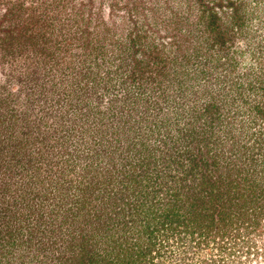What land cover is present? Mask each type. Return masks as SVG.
<instances>
[{
	"label": "trees",
	"instance_id": "1",
	"mask_svg": "<svg viewBox=\"0 0 264 264\" xmlns=\"http://www.w3.org/2000/svg\"><path fill=\"white\" fill-rule=\"evenodd\" d=\"M177 4L167 20L144 0H0V251L21 246L0 264H225L203 252L261 225L264 34L245 0H195L173 25ZM168 96L191 112L159 122Z\"/></svg>",
	"mask_w": 264,
	"mask_h": 264
},
{
	"label": "rangeland",
	"instance_id": "2",
	"mask_svg": "<svg viewBox=\"0 0 264 264\" xmlns=\"http://www.w3.org/2000/svg\"><path fill=\"white\" fill-rule=\"evenodd\" d=\"M168 1L170 3H169L168 6H166ZM194 1L195 0H144V2L146 4H148V5H159V4L161 5L162 4L161 10L164 8V10L166 11L165 12V16H163L164 15L163 14L164 13L163 11L160 12L161 10L158 9V12H159V14L161 16L165 17L167 20H171V17H172V19H174L173 18L174 13L172 11H176L177 10L176 13H178L179 12V9L177 7H179V4H177V3H180L181 15L177 14V17H176L177 20L175 19L176 22L173 25L179 24V22L182 21V20H185L186 22H189V20L191 18L189 16V14H190V8H188V6H191L189 4L190 3H194ZM245 1H246L247 4L244 7V9H242V10L245 11V14L251 20H254L255 19L254 21H255V25L257 26V30L259 32H262L261 34H264L263 33L264 32V29L262 28L263 27L262 25L264 24V0H245ZM98 3L99 2H95L94 4L95 5H98ZM105 3H106V1H105ZM63 12H66V10H63ZM258 18H262V19H260V22L261 23L259 22V19ZM251 24H252V27H251L249 33L250 34H253L255 32V29L253 27V23H251ZM167 32L168 33H173L174 31L172 29V30H169ZM165 33H166V31H165ZM249 39L254 40L252 37L250 38L249 35H247L245 38H242V45L243 46H246L247 44L252 43V41H250ZM107 64L108 63L106 61V65ZM201 64L202 63H197V65H195L194 63H188V64H185L184 63L183 64V66H184L183 68L185 69V72L195 74L190 79L189 78H186L185 83L188 84V86H194V85L196 86L197 85V86H200L201 87L202 82L200 80L202 78L201 77L202 75L198 71V70H201L202 69V68H200V67H202ZM90 76L91 75H89L87 77H90ZM244 82H246L245 79H244ZM81 83L83 84V83H85V81L82 80ZM189 94L191 95V93H189ZM156 101H157L156 102L157 103V109L155 110V115L157 116V119L159 120V122H161V119L164 118L163 116H164V114H166V112H168V108L169 107L172 108L173 110H176V111H182V108L179 105V103H181V102H182L181 105L184 107V112L183 113H185L187 111V109H188L189 112H191V110H190V107H191L190 100H189V102L188 101L183 102L182 101V98H179L177 100V99L172 98L171 96H168V100L161 99L160 98V99H158ZM103 103L105 105H107V103H105V101H103ZM175 104H176V106H175ZM179 115L180 114H178V120H179ZM206 116L207 115H206V112H205V114H203V116L201 115L199 118H197L196 124L200 126V129L202 127L205 128L206 126H204V124L206 123V125H207V123L210 122V120H208ZM179 123L181 124L182 123V120H180ZM172 124H178V123H172ZM172 124L170 126L171 127H174L175 125L172 126ZM200 129H197V130L199 131ZM211 129H214V127L211 126ZM160 130H161L160 136H162L163 138H165V142H169V144L167 143V145L168 146H171L173 144V142H175L174 143V145H175L174 152H175V150L178 152V150H179L180 147L179 148H176V146L177 145L181 146V144L184 142V140H182L181 136L175 134V129L174 128L162 127ZM171 134H174L173 135V138H169L168 137V135H171ZM160 136H159V138L156 141L157 143L154 142V146L160 147L159 149L155 150L156 151L155 152V156H157V155L160 156L161 153H159V152L163 149L162 144H165L164 141H161L162 137H160ZM122 137L123 136L120 135L119 139L122 140V141H124V139ZM190 137L191 138L193 137L192 140L194 142L192 141L193 144L192 143H189V144H190V146L192 145V147H195L198 144V140L200 138L196 134H193V136L191 135ZM189 142H190V138H189ZM119 153H120V155H118L116 153V154H114L115 157H112L110 159L105 158L104 160L99 161L98 164H101V166H104L106 164H112L111 162H114L115 161L116 162V166H114V168H116L118 166H119V168L122 167L125 163H128L129 162V159H131V158H130L129 155H126V154H124L122 152H119ZM163 159H164V157L162 156L158 160V162H161ZM109 160H112V161H109ZM173 166H174V164H173ZM108 168H110V167H108ZM119 185H120V188H122V186H125L126 185V182L120 183ZM250 236L251 237L247 236L249 238H247L245 236L242 239L240 238L241 239L240 240L241 241V244H238V247L235 246V248L238 249V250H236V252L233 251L234 253L230 257H227L226 258V255H224V254H221V253H218V252L210 253V252H208L206 250L203 252V254H204V256H207V257L209 255L210 256L212 255V256H215V258H221V257H224L225 256L224 257L225 264H264V220H262L261 225L256 230H254L251 233ZM247 239H248V241H246ZM11 243H14L13 246H12L13 247L12 248V252H7L5 250H1L0 251V256H2L3 259H4V257L7 258V259H10L11 258V255L13 257H15V255H14L15 252L16 251H20L19 248H21V246H19V244H18L17 237L14 240H12ZM247 246H249V252H246L245 251V249L247 248ZM68 253L70 254V251H68ZM51 256H52V254L49 253V257H51ZM16 262H18V261H16ZM53 262H55V261H53Z\"/></svg>",
	"mask_w": 264,
	"mask_h": 264
}]
</instances>
